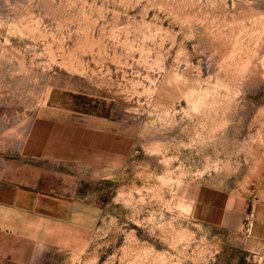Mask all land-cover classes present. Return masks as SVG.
<instances>
[{
  "label": "rangeland",
  "instance_id": "rangeland-1",
  "mask_svg": "<svg viewBox=\"0 0 264 264\" xmlns=\"http://www.w3.org/2000/svg\"><path fill=\"white\" fill-rule=\"evenodd\" d=\"M47 121L46 264H264V0H0V143Z\"/></svg>",
  "mask_w": 264,
  "mask_h": 264
},
{
  "label": "crops",
  "instance_id": "crops-1",
  "mask_svg": "<svg viewBox=\"0 0 264 264\" xmlns=\"http://www.w3.org/2000/svg\"><path fill=\"white\" fill-rule=\"evenodd\" d=\"M46 123L0 143V264H46L49 251L82 228L61 167L77 159L75 150Z\"/></svg>",
  "mask_w": 264,
  "mask_h": 264
}]
</instances>
